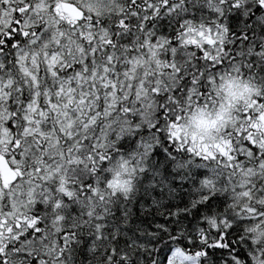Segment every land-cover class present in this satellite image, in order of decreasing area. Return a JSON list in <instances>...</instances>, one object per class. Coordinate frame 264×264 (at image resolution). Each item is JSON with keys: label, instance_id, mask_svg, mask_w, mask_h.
I'll use <instances>...</instances> for the list:
<instances>
[{"label": "snow or ice", "instance_id": "6c2138e0", "mask_svg": "<svg viewBox=\"0 0 264 264\" xmlns=\"http://www.w3.org/2000/svg\"><path fill=\"white\" fill-rule=\"evenodd\" d=\"M0 264H264V0H0Z\"/></svg>", "mask_w": 264, "mask_h": 264}]
</instances>
